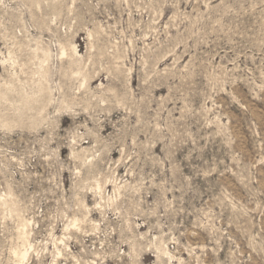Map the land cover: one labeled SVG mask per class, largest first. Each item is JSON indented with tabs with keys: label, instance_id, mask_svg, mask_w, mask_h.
<instances>
[{
	"label": "rangeland",
	"instance_id": "1",
	"mask_svg": "<svg viewBox=\"0 0 264 264\" xmlns=\"http://www.w3.org/2000/svg\"><path fill=\"white\" fill-rule=\"evenodd\" d=\"M0 264H264V0H0Z\"/></svg>",
	"mask_w": 264,
	"mask_h": 264
},
{
	"label": "bare ground",
	"instance_id": "2",
	"mask_svg": "<svg viewBox=\"0 0 264 264\" xmlns=\"http://www.w3.org/2000/svg\"><path fill=\"white\" fill-rule=\"evenodd\" d=\"M25 256H26V253L22 254V257H23V258H25Z\"/></svg>",
	"mask_w": 264,
	"mask_h": 264
}]
</instances>
